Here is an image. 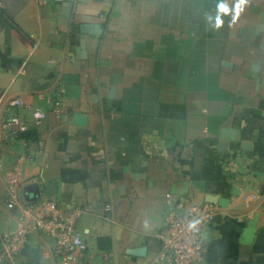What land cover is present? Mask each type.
Listing matches in <instances>:
<instances>
[{
	"label": "crops",
	"instance_id": "obj_1",
	"mask_svg": "<svg viewBox=\"0 0 264 264\" xmlns=\"http://www.w3.org/2000/svg\"><path fill=\"white\" fill-rule=\"evenodd\" d=\"M11 113L35 139L0 125V237L23 207L6 206L4 172L31 153L25 184L90 209L73 264H164L155 234L181 197L216 209L201 264H264V0H0V120ZM0 264L59 257L31 231Z\"/></svg>",
	"mask_w": 264,
	"mask_h": 264
},
{
	"label": "built area",
	"instance_id": "obj_2",
	"mask_svg": "<svg viewBox=\"0 0 264 264\" xmlns=\"http://www.w3.org/2000/svg\"><path fill=\"white\" fill-rule=\"evenodd\" d=\"M50 102L55 117H59V100ZM23 105V100L18 97L9 102L11 108ZM45 117L43 110L32 109L33 121L39 122ZM0 125L2 139L20 140L23 146L27 147L28 140L22 138L21 134L28 131L29 127L18 114H9L0 120ZM34 160V154L24 153L4 172L6 206L13 208L21 201L23 207L16 227L0 237V263L13 262L25 245L28 234L37 231L52 239L54 254L59 257V264H73L75 252L86 247L77 230V220L90 209L86 205L63 208L51 198H42L33 203L25 202L22 198V187L26 183L23 164ZM225 166L227 172H237L233 155L228 156ZM104 209L108 211L109 205H105ZM215 215L216 209L209 203L197 204L189 197H181L173 202L164 216L162 227L155 234L159 244L157 260L164 264H201L207 253L204 229L213 222Z\"/></svg>",
	"mask_w": 264,
	"mask_h": 264
},
{
	"label": "water",
	"instance_id": "obj_3",
	"mask_svg": "<svg viewBox=\"0 0 264 264\" xmlns=\"http://www.w3.org/2000/svg\"><path fill=\"white\" fill-rule=\"evenodd\" d=\"M56 192L53 182H48L44 186V192L36 182L27 183L22 187V198L27 203H33L42 198L50 199ZM258 220V214H255L252 219L246 222L242 232L239 236V243L248 245L252 242L255 234V227Z\"/></svg>",
	"mask_w": 264,
	"mask_h": 264
},
{
	"label": "trees",
	"instance_id": "obj_4",
	"mask_svg": "<svg viewBox=\"0 0 264 264\" xmlns=\"http://www.w3.org/2000/svg\"><path fill=\"white\" fill-rule=\"evenodd\" d=\"M21 136L22 138L27 139V140L28 138L35 139L34 135L29 130L22 133Z\"/></svg>",
	"mask_w": 264,
	"mask_h": 264
}]
</instances>
